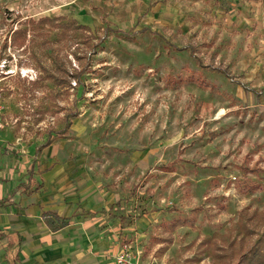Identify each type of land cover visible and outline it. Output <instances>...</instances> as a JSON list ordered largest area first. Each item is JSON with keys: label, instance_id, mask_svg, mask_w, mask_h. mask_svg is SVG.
<instances>
[{"label": "rangeland", "instance_id": "374dc122", "mask_svg": "<svg viewBox=\"0 0 264 264\" xmlns=\"http://www.w3.org/2000/svg\"><path fill=\"white\" fill-rule=\"evenodd\" d=\"M43 15L71 28L30 22ZM75 23L135 33L90 53ZM17 27L28 29L21 46ZM67 109L79 113L66 136L35 156ZM15 148L38 180L64 164L81 197L111 199L112 241L142 263L169 246L164 264L264 251V0H0V169ZM178 218L188 223L171 229Z\"/></svg>", "mask_w": 264, "mask_h": 264}, {"label": "crops", "instance_id": "0c3cea01", "mask_svg": "<svg viewBox=\"0 0 264 264\" xmlns=\"http://www.w3.org/2000/svg\"><path fill=\"white\" fill-rule=\"evenodd\" d=\"M3 152L9 163L0 169V197L9 195L20 181L27 182L29 169L34 172L31 187L38 183L43 186L32 193L18 189L11 197L13 203L0 205V264H129L116 260L121 250L111 236L109 217L112 214L106 207V202L111 199L102 196V203L81 197L73 180L63 175L66 173L64 164L43 168L38 180L33 163L27 165V156L22 154L21 148L3 149ZM78 204L85 208L82 212L76 210ZM44 209L71 216V222L53 231L43 220ZM171 248H166L154 260L147 256L142 261L144 264H164ZM130 259L141 261L138 256Z\"/></svg>", "mask_w": 264, "mask_h": 264}, {"label": "trees", "instance_id": "16d2710c", "mask_svg": "<svg viewBox=\"0 0 264 264\" xmlns=\"http://www.w3.org/2000/svg\"><path fill=\"white\" fill-rule=\"evenodd\" d=\"M64 15H54V16H50V15H43L40 16L37 20L35 19H30V22L33 25H43V26H50L51 28H56V27H64L62 32H65L66 29L71 28V24L67 23L68 21H63ZM76 27L78 28H83L85 30H89L90 34L86 35V41L88 42V46L90 48L89 52L90 53H95L98 49V47L105 41V39L107 38V36L110 33H116V34H124V35H130V34H134L135 32L132 31V29H128V30H123L120 28H114L111 26H105L103 28V33L101 35H96L91 33V28L88 25L85 24H81V23H75ZM27 27H17L15 29H13L12 31V38H13V42L14 44H18V45H23L25 43V41L28 39L27 37ZM140 31H148L152 34H157L158 31L153 30L151 27L149 26H145L143 27ZM48 33H50V31L48 30ZM193 54H195V50H192ZM217 70L223 72L226 76L230 77V78H234V75L232 74V72L230 71V69L228 67H224V66H216L214 67ZM88 70V65H83L82 67H80L77 72L75 73L74 77L76 79V82H80L82 75L85 71ZM54 81L56 83L59 84H65L66 82L71 83V80L68 78V74L64 73V72H58L56 75H52ZM197 81H199V83L204 84V85H209V83H207L206 81H204L203 79H196ZM255 91H258L257 89H253ZM79 113L78 109H67L66 112L64 113V116L62 117V121H63V125L59 130H53L48 128L47 132H46V138L45 140L41 143V145H39L36 148V152H40L44 147L48 146L49 144H51L56 137H65L66 136V131L67 129L71 126L72 124V117L77 116ZM7 150V149H5ZM33 169H29L28 171V181H20L15 188H13L9 195H7L6 197H0V205L3 204H10L13 203L14 201L11 199V197L13 196V194L18 190L23 188V190L26 193H32L34 191L39 190L43 184L42 183H38L35 187H31V180L33 178ZM42 217L43 220L45 221V223L47 224V226L53 230H59L65 226H67L70 222H71V216H66V215H61L60 213H58L55 210L52 209H44L42 211ZM188 221L185 218H178L175 221H172L171 223H169V226L171 229L176 228L178 225H185L187 224ZM170 241H172V238L169 239ZM162 250H166V247H163ZM234 264H264V251H263V246L261 244L256 245L255 247H251L248 251H246L245 253L242 254V256L234 263Z\"/></svg>", "mask_w": 264, "mask_h": 264}, {"label": "built area", "instance_id": "2783aa9c", "mask_svg": "<svg viewBox=\"0 0 264 264\" xmlns=\"http://www.w3.org/2000/svg\"><path fill=\"white\" fill-rule=\"evenodd\" d=\"M118 263H129V264H144L139 260L131 261L128 253L126 251H122L117 255L116 258Z\"/></svg>", "mask_w": 264, "mask_h": 264}]
</instances>
